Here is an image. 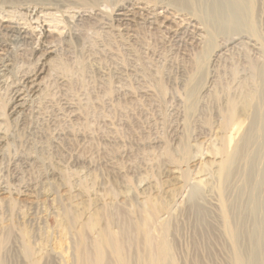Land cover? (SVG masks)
I'll return each instance as SVG.
<instances>
[{
    "label": "rangeland",
    "instance_id": "1",
    "mask_svg": "<svg viewBox=\"0 0 264 264\" xmlns=\"http://www.w3.org/2000/svg\"><path fill=\"white\" fill-rule=\"evenodd\" d=\"M65 1L83 17L46 27L55 53L39 92L15 116L12 90L36 73L41 54L33 43L0 34L8 43L0 50V261L119 264L105 239L123 243L131 264H153L163 242L175 264H191L199 242L193 243L186 206L177 204L189 185L219 200V172L239 124L249 125L246 99L261 53L247 40L216 58L217 49L205 86L188 104L185 86L203 40L195 21L165 9L140 11L132 21L130 0ZM16 15L21 26L35 27L24 11ZM156 15L166 30L155 25ZM212 236L217 261L225 264L218 244L225 237L217 230Z\"/></svg>",
    "mask_w": 264,
    "mask_h": 264
},
{
    "label": "bare ground",
    "instance_id": "2",
    "mask_svg": "<svg viewBox=\"0 0 264 264\" xmlns=\"http://www.w3.org/2000/svg\"><path fill=\"white\" fill-rule=\"evenodd\" d=\"M31 1L34 2L23 1L16 4L14 0H0V22L8 23L6 26L0 25V34L6 35L16 44L33 43L34 54H41L40 67L36 73H28L29 75L23 77L20 84L12 90L11 108L14 116L24 112L32 102L30 99L39 92L41 80L39 78L45 73L50 56L55 53L53 46H49L45 41L49 32L46 27L58 22H63L67 26L74 25L75 20L83 17L79 7L70 6L71 3L65 0ZM130 7L132 21L140 11L165 9L172 11L175 16L186 15L199 25L198 32L202 34L203 40L202 47L199 46L200 50L196 51L194 58V76L185 86L188 104L195 101L198 91L205 86L208 62L217 49L216 58L229 46L245 40L252 43V47L256 46L259 49L261 60L255 62L252 70L255 84L248 95L249 100L246 99L249 101L247 116L249 125L246 128L243 127V123L237 126L236 135H239V139L236 140L233 151L224 160L219 172V200L216 203L214 199H204L197 187L189 185V188L180 195L177 207L182 204L186 206L183 215L184 218L188 217V226L189 228L191 226L193 232V243L199 242L197 254L200 256L199 258L198 256L195 258L197 254L192 256L194 261L191 264H221L222 261H217L212 245V233L216 230L225 237L223 242L218 241L226 255L225 264H264V0H130ZM19 11L25 12L29 17L27 24L34 25V28H25L26 24L21 26L24 23H20L21 20L16 17ZM152 19L158 28L167 29L165 21L161 22L158 15ZM31 30L36 32L33 37ZM7 45L8 43L2 41L0 37V50L3 51ZM10 68V60H4L1 69L8 73ZM191 163L201 165V161L196 158L192 159ZM166 231H170V225L166 226ZM175 231L183 238L182 228L178 227ZM103 241L105 242L103 245L112 247L119 256V264H131L123 243L120 241L110 243L105 239ZM216 249L218 250V247ZM202 257L205 259L201 260ZM150 259L153 264H175L174 252L167 242H163ZM0 264H3V261H0ZM98 264H102L99 259Z\"/></svg>",
    "mask_w": 264,
    "mask_h": 264
}]
</instances>
